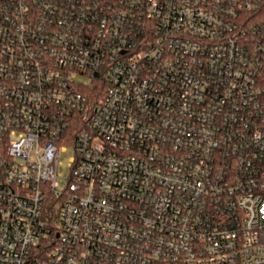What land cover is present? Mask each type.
Masks as SVG:
<instances>
[{"label":"built area","instance_id":"built-area-1","mask_svg":"<svg viewBox=\"0 0 264 264\" xmlns=\"http://www.w3.org/2000/svg\"><path fill=\"white\" fill-rule=\"evenodd\" d=\"M0 264H264V0H0Z\"/></svg>","mask_w":264,"mask_h":264},{"label":"rangeland","instance_id":"rangeland-1","mask_svg":"<svg viewBox=\"0 0 264 264\" xmlns=\"http://www.w3.org/2000/svg\"><path fill=\"white\" fill-rule=\"evenodd\" d=\"M80 82H84V80H81ZM64 149L62 148L60 153V167H59V175L60 178L58 180L59 182V188L60 190L64 189L68 183V180L71 177V163L72 159L75 157V150L74 147L71 144H65L63 145Z\"/></svg>","mask_w":264,"mask_h":264},{"label":"trees","instance_id":"trees-1","mask_svg":"<svg viewBox=\"0 0 264 264\" xmlns=\"http://www.w3.org/2000/svg\"><path fill=\"white\" fill-rule=\"evenodd\" d=\"M51 206H52V204H51V205H49V209H50V208H52ZM55 209H56V208H55ZM57 210H58V212H59V209H57ZM57 210H56V211H57Z\"/></svg>","mask_w":264,"mask_h":264}]
</instances>
